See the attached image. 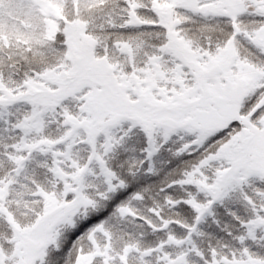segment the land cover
Listing matches in <instances>:
<instances>
[{
    "label": "snow or ice",
    "instance_id": "6c2138e0",
    "mask_svg": "<svg viewBox=\"0 0 264 264\" xmlns=\"http://www.w3.org/2000/svg\"><path fill=\"white\" fill-rule=\"evenodd\" d=\"M0 264H264V0H0Z\"/></svg>",
    "mask_w": 264,
    "mask_h": 264
}]
</instances>
